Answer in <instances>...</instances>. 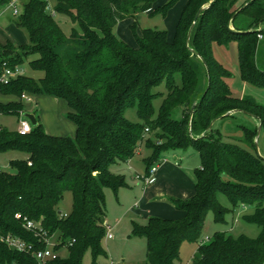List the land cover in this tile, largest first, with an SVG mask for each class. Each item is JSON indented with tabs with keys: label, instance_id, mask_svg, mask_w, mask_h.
Listing matches in <instances>:
<instances>
[{
	"label": "trees",
	"instance_id": "16d2710c",
	"mask_svg": "<svg viewBox=\"0 0 264 264\" xmlns=\"http://www.w3.org/2000/svg\"><path fill=\"white\" fill-rule=\"evenodd\" d=\"M53 1L55 14L46 0H28L17 16L30 44H0V71L4 64H26L42 74H23L0 86L2 95L19 99L0 104V115L27 119L24 94L59 97L69 106L67 117L76 125V136L48 134L36 113L37 125L24 136L0 127V154L28 155L11 161L15 174L0 170V264H83L88 252L91 264H98L107 256L105 190L117 194L128 187L110 166L132 160L145 148L148 174L166 160L167 152L190 147L201 157L195 193L170 199L182 217L150 218L146 226H134L133 236L147 239V264H176L184 243L198 244L191 264H264V158L256 150L257 129L244 128L245 146L225 142L213 130L216 120L235 112L250 114L264 130V107L233 95L227 83L231 73L214 55L215 44L236 42L242 78L264 86V72L255 62L264 0L240 5V0H186L173 40L165 31L138 33L132 25L136 46L120 40L115 29L138 13L152 14L159 0ZM180 1L169 0L159 10L167 12ZM9 2L0 0V11ZM56 15L68 17L81 35L74 30L67 36ZM239 16L250 20L247 30L235 25ZM158 99L163 100L156 110ZM134 108L139 123L126 117ZM177 108H182L180 120L173 119ZM67 192L72 210L62 215L59 205ZM219 192L234 209L253 208L243 218L260 228L257 238L217 233L209 242L203 240L207 214L212 211L215 221L223 223L228 211L218 203ZM27 221L34 228L27 229ZM7 236L20 238L34 251L52 247L58 257L41 263L33 252L11 248L4 241ZM63 248L66 258L59 255Z\"/></svg>",
	"mask_w": 264,
	"mask_h": 264
},
{
	"label": "rangeland",
	"instance_id": "374dc122",
	"mask_svg": "<svg viewBox=\"0 0 264 264\" xmlns=\"http://www.w3.org/2000/svg\"><path fill=\"white\" fill-rule=\"evenodd\" d=\"M46 1L53 10L54 1ZM168 1L159 0L155 4L152 14L138 13L135 18H128L120 22L115 29L117 37L131 46H136L132 31V25H135L138 33L145 29L165 31L168 33L169 39L173 40L186 0H181L174 7L167 10V12H164L163 9L159 10ZM27 2L28 0H19L17 8L20 12H22L23 6ZM243 2L244 0H240L239 5ZM55 17L67 36H70L74 30L81 35L78 26L68 17L64 15H56ZM17 18L13 14V8L8 5L0 11L1 45L9 43L19 48L30 44V36L24 28L17 25ZM235 25L247 30L250 26V20L244 16H239ZM259 30H263V33L261 32L263 36L258 40L255 62L257 69L264 72V25ZM214 55L231 73V77L227 79V83L233 95L248 97L256 104L264 107V86L258 83H250L242 78L238 44L233 42L227 47L215 44ZM21 68L24 74L35 78L42 75L41 73L31 71L26 64ZM262 81L264 82V80ZM161 89L160 91L166 93L164 87ZM27 96L31 99V102L23 101L26 113L32 115L36 113L48 134L75 138L77 128L67 117L69 110L65 100L54 96L29 94ZM162 100L158 99L155 101L156 110L159 109ZM181 116L182 108H177L173 113V119L180 120ZM126 117L133 123L141 122L137 114V108L128 110ZM0 125L10 131H17L20 127V118L14 115L1 114ZM244 128L257 129L256 150L264 158V130L259 129L260 123L253 116L244 112H235L233 116L218 119L213 124L214 132H219L225 142L236 143L241 146H245ZM148 155L149 151L142 148L141 153L137 154L129 163H116L110 166L111 173L124 177L130 189H120L117 194L110 188H106L105 190L107 233L111 234L112 238L106 237L103 240L107 256L100 258L98 264H147V239L145 237L133 236L135 224L146 226L150 218L177 220L182 217V212L176 210L171 204L170 199L172 197L167 192L168 190H180V181L177 183L174 180L177 176L172 175L171 178L167 171L169 168L178 169L180 172H183L180 173L181 178L184 176V172L188 173V176L182 181L185 180V183L189 185L191 181H196L193 172L201 167L199 153L192 147L188 150L177 149L167 152L165 155L166 160L158 166V170L162 169L163 177L166 176L165 180L159 181L158 174L156 173V180L150 186H145L143 181L137 180V175H147L143 160ZM27 158L28 155L26 153L19 151L1 153L0 169L15 174L16 170L11 167V161L25 160ZM176 164L179 166H176ZM223 179L226 180V177ZM160 193H163V195H159ZM217 200L228 211L223 223L215 221V214L212 211L207 214L203 235V240L206 243L212 240L217 233H227L234 238H238L241 235L250 238L258 237L260 228L255 224L246 222L243 218L244 215L253 213L252 207L239 206L234 209L229 197L222 192L217 194ZM72 204V194L70 192L65 193L64 199L59 205L61 214H70ZM197 247L198 244L184 243L181 248L180 260L176 264H191ZM59 255L62 258L68 257V250L66 248L61 249ZM91 263V253L88 252L83 264Z\"/></svg>",
	"mask_w": 264,
	"mask_h": 264
},
{
	"label": "built area",
	"instance_id": "2783aa9c",
	"mask_svg": "<svg viewBox=\"0 0 264 264\" xmlns=\"http://www.w3.org/2000/svg\"><path fill=\"white\" fill-rule=\"evenodd\" d=\"M19 3V0H10L8 6L13 8V14L15 16H18L20 11L17 8V5ZM48 10L52 12V14H55L54 11L48 7ZM260 38H262V35H259ZM23 70L20 66H16L14 68H11L7 66V64L3 65V68L0 71V86L8 85L12 79L17 78L20 75H23ZM23 101L31 102V99L27 96V94H24L22 97ZM32 130V124L27 119H20V127L18 129L19 134L22 136L29 134ZM1 170V169H0ZM158 166H154L150 172L146 176H140L137 175V179L140 181H143L145 186H150L155 181V174L157 173ZM17 218H20L19 215H17ZM34 224L31 221H27L26 227L27 229L34 228ZM106 237L112 238L111 234H106ZM4 241L6 244H8L11 248L18 250L19 252H33L34 256L39 260V262L43 263L48 260H54L58 257V254L51 248H47L46 250H39L34 251L32 245L27 244L25 241L21 240L17 237L7 236L4 238Z\"/></svg>",
	"mask_w": 264,
	"mask_h": 264
},
{
	"label": "crops",
	"instance_id": "0c3cea01",
	"mask_svg": "<svg viewBox=\"0 0 264 264\" xmlns=\"http://www.w3.org/2000/svg\"><path fill=\"white\" fill-rule=\"evenodd\" d=\"M18 101H19V99L14 97V96H5V95H2L0 93V104H2V105H6V104H9L11 102H18ZM68 110H69V106H68ZM25 114H28V113H26V111H25L23 116H25ZM0 127H3V126L0 125ZM140 153H141V151H140ZM129 162L130 161H128L127 163H129ZM176 166H179V165L176 164ZM169 169H168L167 173L170 174L171 178H172V175L175 176V177L177 176L176 178H174V180L177 183L180 181L179 185L181 187L180 190L179 189L178 190H172V191L168 190L167 192H169V195L172 198L174 197L176 199H188V198H190L195 193V186H196L197 180L196 181H191L189 183V185H187V183H185V180L184 181H182V180L185 179V177L188 176V173L184 172L185 174L181 178V174L180 173H183V172H180L178 169H174V168H169ZM145 171H146V167H145ZM157 171H158L157 174H158V177H159V181L162 182L163 180H165L166 176L163 177L162 169L161 170L159 169ZM193 174H194V178L196 179L195 171L193 172ZM155 180H156V176H155ZM124 189H130V186L128 185V187L124 188ZM159 195H163V193H160ZM106 220H107V218H106Z\"/></svg>",
	"mask_w": 264,
	"mask_h": 264
},
{
	"label": "water",
	"instance_id": "95a60500",
	"mask_svg": "<svg viewBox=\"0 0 264 264\" xmlns=\"http://www.w3.org/2000/svg\"><path fill=\"white\" fill-rule=\"evenodd\" d=\"M208 6H206V7H203V8H201L200 10H199V12H198V14H197V16H196V20L198 19V17L200 16V14L202 13V11L204 10V9H206ZM195 105L192 107V111H191V113L193 114L194 113V111H195ZM25 117L31 122V124L33 125V126H36L37 125V121H36V118H35V116L34 115H32V114H26L25 115ZM260 129V128H259Z\"/></svg>",
	"mask_w": 264,
	"mask_h": 264
}]
</instances>
